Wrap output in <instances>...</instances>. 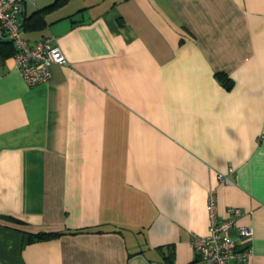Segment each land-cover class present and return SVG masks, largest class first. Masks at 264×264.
Masks as SVG:
<instances>
[{
	"label": "crops",
	"instance_id": "0c3cea01",
	"mask_svg": "<svg viewBox=\"0 0 264 264\" xmlns=\"http://www.w3.org/2000/svg\"><path fill=\"white\" fill-rule=\"evenodd\" d=\"M45 18L22 29L57 38L50 80L0 57V264H200L211 188L264 264V0H67ZM43 230L68 232L28 239Z\"/></svg>",
	"mask_w": 264,
	"mask_h": 264
},
{
	"label": "built area",
	"instance_id": "2783aa9c",
	"mask_svg": "<svg viewBox=\"0 0 264 264\" xmlns=\"http://www.w3.org/2000/svg\"><path fill=\"white\" fill-rule=\"evenodd\" d=\"M26 0H0V38H9L16 47L14 61L29 84H38L51 79L54 64H66L68 59L54 35H47L30 42L23 34L22 3ZM219 178L226 179L222 173ZM209 230L206 234L196 233L192 239L200 264H245L252 255L251 248L241 247L230 234L237 226L242 208L230 206L225 217H219L215 189H210L207 201ZM240 233L251 235L252 226L241 225Z\"/></svg>",
	"mask_w": 264,
	"mask_h": 264
},
{
	"label": "trees",
	"instance_id": "16d2710c",
	"mask_svg": "<svg viewBox=\"0 0 264 264\" xmlns=\"http://www.w3.org/2000/svg\"><path fill=\"white\" fill-rule=\"evenodd\" d=\"M67 0H54L51 3L40 7L30 13L29 15L24 16L22 27L26 31L42 29L47 25V21L45 18V13L49 9H53L54 7L60 6L64 4ZM16 52V47L13 42L9 38H0V57L7 58L14 55ZM216 74L223 80V83L230 87L232 85V78L227 75V73L223 71H217ZM4 217L13 218L8 215H4ZM87 229H77V230H69V233H77L80 231H85ZM68 231H38V232H29L28 239L29 240H41L52 238L56 235H60L63 233H67Z\"/></svg>",
	"mask_w": 264,
	"mask_h": 264
},
{
	"label": "rangeland",
	"instance_id": "374dc122",
	"mask_svg": "<svg viewBox=\"0 0 264 264\" xmlns=\"http://www.w3.org/2000/svg\"><path fill=\"white\" fill-rule=\"evenodd\" d=\"M229 207H230V206H229ZM229 207H228V208H229ZM241 215H242V212H241L240 216H241Z\"/></svg>",
	"mask_w": 264,
	"mask_h": 264
}]
</instances>
